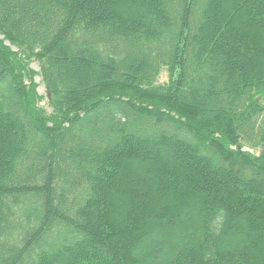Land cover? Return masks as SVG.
<instances>
[{
    "label": "trees",
    "instance_id": "trees-1",
    "mask_svg": "<svg viewBox=\"0 0 264 264\" xmlns=\"http://www.w3.org/2000/svg\"><path fill=\"white\" fill-rule=\"evenodd\" d=\"M0 264H264V0H0Z\"/></svg>",
    "mask_w": 264,
    "mask_h": 264
},
{
    "label": "rangeland",
    "instance_id": "rangeland-1",
    "mask_svg": "<svg viewBox=\"0 0 264 264\" xmlns=\"http://www.w3.org/2000/svg\"><path fill=\"white\" fill-rule=\"evenodd\" d=\"M33 66L36 68V69H38V70H40V66H39V64L37 63V62H34L33 63ZM167 78H168V75H167V71H166V69H164L163 71H162V74H161V76H160V81H166L167 80ZM37 81L38 82H40L41 81V77L38 75L37 76ZM38 91H39V93L41 94V95H43L44 96V99L42 100V102H41V104L42 105H47V103H48V98H47V92H46V87H45V84L44 83H40V85H39V87H38ZM245 149H250V148H247V147H245ZM250 150H252V149H250ZM254 152H258L257 150L256 151H254Z\"/></svg>",
    "mask_w": 264,
    "mask_h": 264
}]
</instances>
